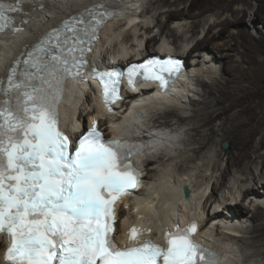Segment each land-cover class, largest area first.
I'll return each instance as SVG.
<instances>
[{"label":"bare ground","instance_id":"obj_1","mask_svg":"<svg viewBox=\"0 0 264 264\" xmlns=\"http://www.w3.org/2000/svg\"><path fill=\"white\" fill-rule=\"evenodd\" d=\"M6 1L13 2L23 11L19 12V20L14 26L21 31L12 38L8 34L0 35V73L12 56L21 54L23 59L49 29L76 16L94 0ZM104 1L117 4L119 19L132 26L128 31L124 30V24L118 19L109 24L95 50L96 60L102 63L112 60L120 47L125 52L118 59L124 61L131 56L128 61H134L157 54L158 44L167 41L176 46L177 54L186 57L189 70L186 71L189 77L180 78L185 79L183 86L175 87L174 94L158 95L160 103L151 105L153 113L145 120H137L135 126L131 124V133H145L152 124L161 131L166 129L180 135L181 141L183 134L184 141L179 142L182 146L174 152L141 159L140 164L145 168V186L138 193L141 199H128L130 210L120 208L117 234L124 235L132 229L140 232L147 228L151 236L161 238L165 229L163 224L171 222L161 218L165 216L162 208L174 205L184 218L195 214L203 221L200 235L210 234L205 241L214 239L212 244L224 254L223 264H263L264 97L259 102L251 101L249 97L255 94V81L264 72V0H147L149 6L146 9L143 8L147 4L135 8L136 11L142 10L129 18L128 6L132 7L133 1ZM207 12L212 15L207 17ZM148 15L155 20L152 27L147 23ZM185 17L191 20L188 30V24L183 23ZM163 18L167 21L165 28ZM174 24H178V29H185V33H191V37L187 40L185 33L176 36L175 29L171 28ZM254 24L252 32L259 34L258 37L251 33ZM154 30L156 34H152ZM195 34L196 38L191 39ZM137 43H144V49L136 47ZM168 48L164 50L170 53ZM217 60L224 63L223 73L214 77L212 73L216 68L220 70L218 64L215 68ZM203 69L206 70L204 75L200 73ZM206 75L212 80L198 79L197 83L195 77ZM0 79L5 81L4 73L0 74ZM76 83L75 79L68 81L65 100L60 107L63 126L67 127L70 120L77 119L74 129L85 126L93 114L102 112L95 102L91 85L81 86L85 92L83 99L73 90ZM134 97L128 95L129 100ZM178 97L192 106L190 116H178L179 112L174 107L158 112L162 102L175 103ZM128 104H122L120 109L123 111L117 115L102 113L105 118L99 119V125L107 136L110 135L107 123L119 122ZM170 118H177V122L173 123ZM224 141L229 147L218 148ZM176 142L174 139L168 141L172 146ZM213 149L216 150L211 157ZM177 158L181 159L175 163ZM197 171L201 174L195 177ZM185 185L189 190L188 198L179 196ZM167 189L176 190L178 196H170L162 207L158 197ZM219 203L230 208L218 212ZM156 208L158 212H155ZM6 248L7 242L0 237V264H4Z\"/></svg>","mask_w":264,"mask_h":264},{"label":"snow or ice","instance_id":"obj_2","mask_svg":"<svg viewBox=\"0 0 264 264\" xmlns=\"http://www.w3.org/2000/svg\"><path fill=\"white\" fill-rule=\"evenodd\" d=\"M16 11L23 9L0 0V34L21 31L12 27L7 15ZM110 18L102 3L84 9L25 58L13 60L7 87L0 79V234L8 239L5 264H218L215 252L193 243L195 223L165 233L164 247L144 241L117 248L113 205L139 183L131 163L122 162L139 155L142 145L105 143L93 125L74 146L59 130L56 109L65 80H98L106 106L120 99L122 73L93 68L91 75H82L83 54ZM141 69L144 80L157 82L161 89L181 70L174 60L132 65L127 72L130 86L140 83L134 77ZM136 236L132 229L129 241Z\"/></svg>","mask_w":264,"mask_h":264},{"label":"rangeland","instance_id":"obj_3","mask_svg":"<svg viewBox=\"0 0 264 264\" xmlns=\"http://www.w3.org/2000/svg\"><path fill=\"white\" fill-rule=\"evenodd\" d=\"M148 1L147 0H139V3H140V6L142 5V7H144L146 4V7L145 8H143V9H146L148 6H149V4L147 3ZM139 10H141V8L139 9ZM210 15H212V13L211 12H207L206 13V16L207 17H209ZM162 22H163V24H164V28H165V26H167V21L165 20V18H163L162 19ZM191 22V20L190 19H187L186 17H185V19L183 20V23H186V24H188V26H187V28H186V30H188V27L190 26V23ZM147 23L148 24H150V26L152 27L153 25H154V23H155V20H154V18L153 17H151V15H148V18H147ZM249 24V23H248ZM204 24H202V26H203ZM251 25V24H250ZM178 24H174V25H171V28H173V29H175V34H176V36H179V35H182V34H184L185 32V29H178ZM261 26H262V24H261ZM207 27V26H206ZM252 27L255 29V24L253 25V26H251V33L254 35V36H256V37H258L259 36V34H258V32H256L258 35H255L253 32H252ZM201 29V28H200ZM166 30V29H165ZM256 31V30H255ZM157 33V31L156 30H154L153 32H152V34H156ZM138 34H139V32H138ZM158 34H160V32L158 33ZM191 33H185L184 34V36H185V38H187V40H188V38H190L191 37ZM197 34H195L191 39H193L195 36H196ZM164 35H162V37H163ZM158 38H159V36H158ZM164 38V37H163ZM196 38V37H195ZM194 38V39H195ZM165 40H166V37L164 38ZM163 39V40H164ZM170 39H172V38H170ZM173 40V39H172ZM194 42H195V40H194ZM206 50H209V49H206ZM211 51V50H210ZM217 64H218V67L220 66V70H218L216 67H217ZM223 65H224V63L221 61V60H217V63H216V65H215V68H216V72L215 73H212V75L214 76V77H217V76H220V73H223ZM206 70L205 69H203V70H201L200 71V73L202 74V75H204V73L203 72H205ZM219 71V72H218ZM197 72V71H196ZM198 73V72H197ZM203 77V78H202ZM202 77H200V78H197V77H195L196 79H197V83H198V79H200L201 81H205V82H208L210 79L212 80V78L210 77V76H208V75H206V76H202ZM263 97H264V72L261 74V77H260V79H258V80H256L255 81V94L254 95H252V97H249V100H251V101H254V102H259L260 100H263ZM184 104V105H183ZM188 103L186 102V104L185 103H182V106H181V104L179 103V108H177V112H179L178 113V116H181V117H187V116H190L191 114H192V106H189V104L187 105ZM171 120H173V123H175V122H177L176 121V119L175 118H170ZM178 129H179V127H178ZM180 136V135H179ZM181 137H182V142L184 141V139H183V137H184V135L182 134L181 135ZM222 143H227L226 141H224V142H222ZM222 143L219 145V147L218 148H221L222 149V147H221V145H222ZM229 147V145H228V143H227V147L226 148H228ZM183 148V147H182ZM216 150V149H215ZM215 150L213 149V151H211V157H213V153H215ZM205 154H208V153H205ZM179 155V154H178ZM180 159L181 158H177L176 159V161H175V163L177 162V161H180ZM178 164H179V162H178ZM168 171H170V170H168ZM167 171V174H169V172ZM173 172H174V170H173ZM197 174H196V176L195 177H197V175H199V174H201L200 173V171H197L196 172ZM171 177H174V174H171L170 175ZM263 264H264V262H263Z\"/></svg>","mask_w":264,"mask_h":264},{"label":"water","instance_id":"obj_4","mask_svg":"<svg viewBox=\"0 0 264 264\" xmlns=\"http://www.w3.org/2000/svg\"><path fill=\"white\" fill-rule=\"evenodd\" d=\"M222 148H226L227 147V143H222ZM183 195L184 198H188L189 197V190L187 187H183Z\"/></svg>","mask_w":264,"mask_h":264}]
</instances>
